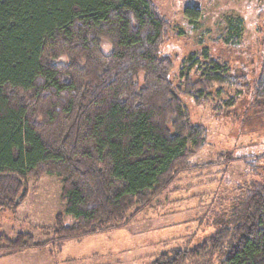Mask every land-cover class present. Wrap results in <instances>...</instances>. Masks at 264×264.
Wrapping results in <instances>:
<instances>
[{
  "label": "trees",
  "instance_id": "trees-1",
  "mask_svg": "<svg viewBox=\"0 0 264 264\" xmlns=\"http://www.w3.org/2000/svg\"><path fill=\"white\" fill-rule=\"evenodd\" d=\"M200 16L184 10L191 24ZM169 27L152 0H0V208L15 210L28 177L46 173L60 178L74 220L57 214L43 241L0 233V253L127 225L203 145L178 93L216 111L249 94L264 111V58L250 82L203 47L181 61L175 84L173 59L160 53ZM232 30L235 45L240 23ZM232 199L229 212H211L210 235L148 264H264V177Z\"/></svg>",
  "mask_w": 264,
  "mask_h": 264
},
{
  "label": "rangeland",
  "instance_id": "rangeland-1",
  "mask_svg": "<svg viewBox=\"0 0 264 264\" xmlns=\"http://www.w3.org/2000/svg\"><path fill=\"white\" fill-rule=\"evenodd\" d=\"M152 2L170 24L160 53L173 59L170 78L175 84L182 80L181 61L203 47L250 82L258 74L264 58V0ZM187 6H196L201 12L195 24L184 17ZM236 22L240 23V36L231 45L235 31L228 34L227 29ZM230 93L237 96L234 90ZM178 96L190 121L204 127L205 138L189 158V167L180 170L160 195L125 226L65 240L59 249L48 244L2 252L0 264H148L163 251L196 244L210 235L215 230L211 212H229L239 188L250 179L264 177V111L257 110L249 94L220 111L212 101L197 104L191 96ZM222 98L228 99L226 95ZM60 192L61 180L56 175L28 177L26 194L17 208H0V233L9 237L30 233L35 241H43L57 214H62L65 225L74 223L64 214Z\"/></svg>",
  "mask_w": 264,
  "mask_h": 264
}]
</instances>
